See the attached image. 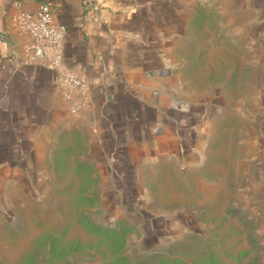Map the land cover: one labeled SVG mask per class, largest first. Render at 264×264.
Segmentation results:
<instances>
[{
  "label": "rangeland",
  "instance_id": "374dc122",
  "mask_svg": "<svg viewBox=\"0 0 264 264\" xmlns=\"http://www.w3.org/2000/svg\"><path fill=\"white\" fill-rule=\"evenodd\" d=\"M178 1L182 39L155 71L181 85L176 152L105 155L86 127L0 154V264H264V62L226 0Z\"/></svg>",
  "mask_w": 264,
  "mask_h": 264
},
{
  "label": "crops",
  "instance_id": "0c3cea01",
  "mask_svg": "<svg viewBox=\"0 0 264 264\" xmlns=\"http://www.w3.org/2000/svg\"><path fill=\"white\" fill-rule=\"evenodd\" d=\"M226 1L245 19L264 62V0ZM41 4H48L54 22L66 28L62 71L44 61L27 64L31 40L13 22L20 12L34 13ZM178 4V0H0V154L23 156L22 151L29 149L24 155L40 154L46 133L85 132L86 127L95 149L101 147L105 155L142 158L175 153L181 113L171 110L170 104L179 97L181 85L175 74L167 77L155 71L169 69L172 47L182 39ZM68 72L88 82L86 95L71 90V99H63L68 90L61 81ZM263 87L255 155L261 180Z\"/></svg>",
  "mask_w": 264,
  "mask_h": 264
},
{
  "label": "built area",
  "instance_id": "2783aa9c",
  "mask_svg": "<svg viewBox=\"0 0 264 264\" xmlns=\"http://www.w3.org/2000/svg\"><path fill=\"white\" fill-rule=\"evenodd\" d=\"M13 22L31 40L26 49L27 64L44 61L52 70H63V41L66 28L54 22V16L48 4H41L34 13L20 12L13 18ZM61 84L68 90V93L63 95V99L67 101L71 99V90H77L82 95H86L89 89L84 78L72 73H68Z\"/></svg>",
  "mask_w": 264,
  "mask_h": 264
}]
</instances>
